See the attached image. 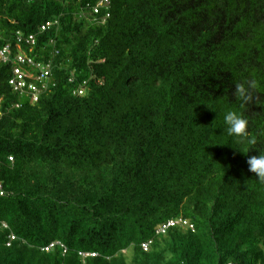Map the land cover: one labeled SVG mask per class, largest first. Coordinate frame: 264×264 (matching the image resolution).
<instances>
[{
    "label": "trees",
    "instance_id": "16d2710c",
    "mask_svg": "<svg viewBox=\"0 0 264 264\" xmlns=\"http://www.w3.org/2000/svg\"><path fill=\"white\" fill-rule=\"evenodd\" d=\"M99 1L0 0V50L35 35L50 68L32 104L0 65V264H264V185L224 124L264 151V0Z\"/></svg>",
    "mask_w": 264,
    "mask_h": 264
},
{
    "label": "built area",
    "instance_id": "2783aa9c",
    "mask_svg": "<svg viewBox=\"0 0 264 264\" xmlns=\"http://www.w3.org/2000/svg\"><path fill=\"white\" fill-rule=\"evenodd\" d=\"M109 1L108 0H100L94 8H92V15H99L101 10H108L109 8ZM109 18V14H106L105 17L102 19V23ZM58 22H48L40 27V33L48 31L53 27L57 26ZM17 46L18 48L21 47V44H25L26 46L30 47L29 53L19 52L17 55H14L12 59V51L9 46H5L0 50V65H12V75L8 82L9 86L13 90L14 93H18L20 95H27L31 98V103H37L40 94L47 90V80L49 78V66H41V64L36 63L35 58L31 55L33 47L36 45V36L29 35L24 37L23 35L19 34L17 36ZM31 68L32 70L39 71L38 75L31 73L28 69ZM83 89L79 91V94H83ZM18 107V106H17ZM5 192L0 184V196H4ZM176 225H182L189 227L192 229V226L189 225L187 222L178 220V221H169L165 225L161 226L157 233L158 234H165L168 228L174 227ZM13 240V237H11ZM54 245H50L49 248L52 249ZM86 257V255H84Z\"/></svg>",
    "mask_w": 264,
    "mask_h": 264
},
{
    "label": "clouds",
    "instance_id": "9594fccd",
    "mask_svg": "<svg viewBox=\"0 0 264 264\" xmlns=\"http://www.w3.org/2000/svg\"><path fill=\"white\" fill-rule=\"evenodd\" d=\"M249 88L250 86L244 83L235 84L234 98L241 110L253 101ZM224 124L227 135L234 137L239 144L245 146L243 150H238L248 157L246 160L247 171L254 174L258 182L264 185V151L255 147L257 141L249 135V121L244 116L243 111H228L224 115ZM250 151L257 152V155L248 156Z\"/></svg>",
    "mask_w": 264,
    "mask_h": 264
}]
</instances>
